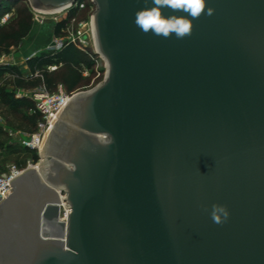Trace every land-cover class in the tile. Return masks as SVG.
<instances>
[{
    "label": "water",
    "instance_id": "1",
    "mask_svg": "<svg viewBox=\"0 0 264 264\" xmlns=\"http://www.w3.org/2000/svg\"><path fill=\"white\" fill-rule=\"evenodd\" d=\"M93 2L105 79L57 113L43 165L11 183L0 264H264V0H206L183 39L135 25L152 0ZM48 26L54 47L55 27L35 25Z\"/></svg>",
    "mask_w": 264,
    "mask_h": 264
},
{
    "label": "built area",
    "instance_id": "2",
    "mask_svg": "<svg viewBox=\"0 0 264 264\" xmlns=\"http://www.w3.org/2000/svg\"><path fill=\"white\" fill-rule=\"evenodd\" d=\"M27 3H29L31 10L33 11L35 25H43L48 21H50L54 27H56L58 24H64L60 34L53 35L52 41L55 43V46H48L46 48L47 51H60L67 45H73L78 50H82L89 54L87 49L89 47L92 48V52L89 55L96 64H99L98 67H102L103 70L99 72L97 79L94 80L88 87H86V89L87 91H90L98 86V84L102 82V80L97 82V80L101 78L102 72L104 73L103 80L105 79L106 65L98 54L96 48L94 28L92 23V16L96 10V6L93 0H82L81 2L74 4L71 8H67L55 13H46L35 9L32 7L29 0H27ZM84 12H87L88 15L86 19H81L80 14ZM15 13V9H12L10 12H6L0 19V26L8 23ZM63 35H68L66 41L63 40ZM36 53L27 56L24 60L28 72L25 73L22 71L21 73L22 76L27 80L43 78V72L40 69L33 71L28 67V63L35 57ZM5 66L18 67V64H9L5 61V57H0V68ZM58 68V65H51L48 67V71L54 72L57 71ZM16 91L18 92L16 96L18 99H31L35 104L34 108L31 110V113L39 114L41 116V120L38 121L37 124L36 133L30 137L16 141H18L20 145L26 150L39 152L41 151V145L48 129L51 126V123L57 117V113H61L71 98L75 94L79 93L80 90L72 93L61 91L57 94H51L48 92L47 87L43 85L39 88H35L34 90L16 89ZM9 135L11 137L18 136V134H14V132H9ZM32 163V161H28L26 167L20 166L19 164H7L6 166L0 165V206L13 194L14 187L11 186V183L24 172H26L27 169L38 168L37 166H33ZM63 207L64 211L66 212V226L70 210L66 202H63ZM64 236H67L66 233Z\"/></svg>",
    "mask_w": 264,
    "mask_h": 264
},
{
    "label": "rangeland",
    "instance_id": "3",
    "mask_svg": "<svg viewBox=\"0 0 264 264\" xmlns=\"http://www.w3.org/2000/svg\"><path fill=\"white\" fill-rule=\"evenodd\" d=\"M23 3L26 4L30 9L29 3H27V0H22L21 2L16 1H3L2 7L0 9V16H3L6 12H10L12 9H15L17 11L18 7H22ZM32 11V10H31ZM16 14V13H15ZM84 14V13H83ZM87 14V13H86ZM16 16V15H15ZM85 16V15H84ZM17 18V17H16ZM32 20L34 23L33 31L32 33L23 41V43L20 46H12L8 52H3L0 54V57H5V61L9 64H18V68L25 73L28 72L26 68V63L24 62L25 58L27 56L32 55L33 53H36L35 57L38 56V54L47 51L46 47L50 43V26L46 28H38L35 27V22L33 19V11H32ZM47 24H51L50 21L47 22ZM54 35V34H53ZM68 35H63V40H67ZM51 39L53 40V36H51ZM82 54H86L88 56V60L86 58H83V64L81 65V71L83 78L89 79L90 83L88 85L83 86L79 92H86L90 84L94 80L97 79L99 76V72H101L102 67H98L99 64H92L90 65L89 60H92L91 56L89 55L92 52V48H88V53H85L82 50H79ZM28 67L29 63H28ZM50 72V71H49ZM94 72V73H92ZM51 73V72H50ZM104 73L102 72L101 78L97 80L103 81ZM100 82V81H99ZM40 87V86H39ZM36 87V88H39ZM0 89L3 91H0V125H1V131H0V165L6 166L7 164H19L20 166L26 167L28 161H32L33 166H37L38 168L41 167L44 163L43 158H41V151L39 152H33L26 150L23 148L20 143L16 140L24 139L27 137L32 136L34 133H36L35 127L33 124H31L28 120L29 116L32 115L31 110L32 106L29 105L20 108V110L23 113H19V109H12L9 107V105L5 104V92L11 91L16 92L14 94L15 98H17V91L15 90V84H14V77L9 74H4L0 77ZM25 90H34V88H29ZM48 92L51 94H57L61 91L67 92L65 87L61 84L58 85L57 89L55 91H50L47 88ZM31 96V95H30ZM27 99V98H22ZM29 102L32 103L31 99H28ZM34 104V103H33ZM32 104V105H33ZM25 114L27 117H25ZM9 132H14V134H18V136L11 137L9 135ZM36 156H38V160H36ZM63 197L66 195L63 194ZM66 233V229H65Z\"/></svg>",
    "mask_w": 264,
    "mask_h": 264
},
{
    "label": "trees",
    "instance_id": "4",
    "mask_svg": "<svg viewBox=\"0 0 264 264\" xmlns=\"http://www.w3.org/2000/svg\"><path fill=\"white\" fill-rule=\"evenodd\" d=\"M86 13L80 14V18L86 19L88 15ZM15 15L8 23L0 26V54L8 52L12 46H20L33 30L32 11L26 4L23 3L22 7H18ZM63 26L64 24H58L54 29V35H59ZM83 58L89 59L86 54H82L75 46L67 45L60 51H44L30 60V68L33 71L40 69L43 72V78L27 80L22 76L21 70L17 66L1 67L0 77L4 74L12 75L14 77L15 90L35 89L36 87L45 85L52 92L61 84L65 87L67 93H72L90 83L89 79L82 76L81 65L84 61ZM89 62L90 65L95 63L93 60H89ZM51 65H58V70L50 73L48 67ZM0 91L2 92L3 90L0 89ZM15 93L6 90V99L4 101L6 105H9L12 109L19 110L27 105L32 106V109L34 108L35 104H33V101L31 103L28 99L15 98ZM22 111L24 110H20L19 113H23ZM25 117H27L26 114ZM28 120L33 124L35 127L34 131H36L41 116L39 114H32ZM35 159L38 160V156Z\"/></svg>",
    "mask_w": 264,
    "mask_h": 264
},
{
    "label": "clouds",
    "instance_id": "5",
    "mask_svg": "<svg viewBox=\"0 0 264 264\" xmlns=\"http://www.w3.org/2000/svg\"><path fill=\"white\" fill-rule=\"evenodd\" d=\"M152 5L135 13V25L145 34L151 32L165 39L175 34L177 39H183L191 35L193 20L205 13L206 0H152ZM163 8H169L173 12H184L187 16H165L162 12ZM213 11L212 8H207V15H212ZM228 215L224 206H212L211 217L215 223H222Z\"/></svg>",
    "mask_w": 264,
    "mask_h": 264
},
{
    "label": "bare ground",
    "instance_id": "6",
    "mask_svg": "<svg viewBox=\"0 0 264 264\" xmlns=\"http://www.w3.org/2000/svg\"><path fill=\"white\" fill-rule=\"evenodd\" d=\"M55 122H56V119L51 123V126H50V128L48 129V131H47V133L45 135L44 141H43V143L41 145V148H40L41 151L43 150V147H44V144H45V141H46V137L48 136V133L52 129V127L54 126Z\"/></svg>",
    "mask_w": 264,
    "mask_h": 264
},
{
    "label": "crops",
    "instance_id": "7",
    "mask_svg": "<svg viewBox=\"0 0 264 264\" xmlns=\"http://www.w3.org/2000/svg\"><path fill=\"white\" fill-rule=\"evenodd\" d=\"M52 36V35H51Z\"/></svg>",
    "mask_w": 264,
    "mask_h": 264
}]
</instances>
